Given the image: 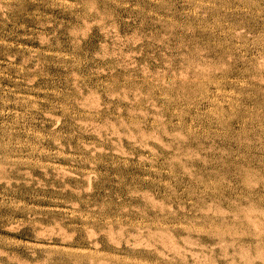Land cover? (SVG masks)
<instances>
[{"label": "rangeland", "instance_id": "rangeland-1", "mask_svg": "<svg viewBox=\"0 0 264 264\" xmlns=\"http://www.w3.org/2000/svg\"><path fill=\"white\" fill-rule=\"evenodd\" d=\"M0 264H264V0H0Z\"/></svg>", "mask_w": 264, "mask_h": 264}]
</instances>
